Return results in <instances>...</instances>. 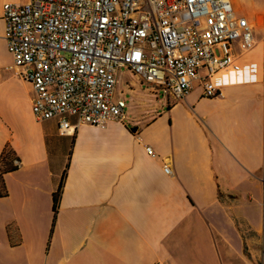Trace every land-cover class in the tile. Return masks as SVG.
<instances>
[{
  "label": "crops",
  "instance_id": "crops-1",
  "mask_svg": "<svg viewBox=\"0 0 264 264\" xmlns=\"http://www.w3.org/2000/svg\"><path fill=\"white\" fill-rule=\"evenodd\" d=\"M23 2L0 0V174L20 162L0 178V264H264V0H230L254 27L258 82L220 76L222 97L197 84L64 136L11 68L3 6Z\"/></svg>",
  "mask_w": 264,
  "mask_h": 264
},
{
  "label": "built area",
  "instance_id": "built-area-1",
  "mask_svg": "<svg viewBox=\"0 0 264 264\" xmlns=\"http://www.w3.org/2000/svg\"><path fill=\"white\" fill-rule=\"evenodd\" d=\"M2 19L11 68L32 89L34 119L55 120L63 136L126 120L116 97L121 70L174 101L197 84L203 98L222 97L220 76L259 81L261 68L248 58L254 27L230 0H27L5 4ZM11 164L20 166L15 157ZM163 170L171 174L167 160Z\"/></svg>",
  "mask_w": 264,
  "mask_h": 264
},
{
  "label": "rangeland",
  "instance_id": "rangeland-1",
  "mask_svg": "<svg viewBox=\"0 0 264 264\" xmlns=\"http://www.w3.org/2000/svg\"><path fill=\"white\" fill-rule=\"evenodd\" d=\"M235 1L239 4V0ZM26 3L27 0H24L23 4ZM129 86H131L132 88L131 91L129 89ZM149 92L150 86L146 84H138L134 76L130 75L125 70H121L119 72V85L117 87L116 97L125 102V112L128 118L141 116L145 113V111L153 108L157 104V102L162 100L165 101V98H162L161 95L156 96L158 94ZM155 98H157V100Z\"/></svg>",
  "mask_w": 264,
  "mask_h": 264
},
{
  "label": "trees",
  "instance_id": "trees-1",
  "mask_svg": "<svg viewBox=\"0 0 264 264\" xmlns=\"http://www.w3.org/2000/svg\"><path fill=\"white\" fill-rule=\"evenodd\" d=\"M13 170H15L14 168H12V167H10V166H7V167H4L3 169L1 168V174H0V178H1V176H2V174L4 173V172H6V171H13ZM1 181H0V189H1ZM59 193H60V191L56 194V198H55V205L57 204V202H58V199H59Z\"/></svg>",
  "mask_w": 264,
  "mask_h": 264
}]
</instances>
